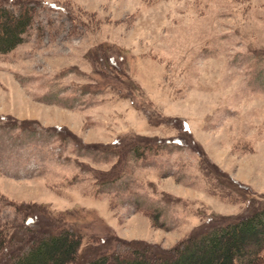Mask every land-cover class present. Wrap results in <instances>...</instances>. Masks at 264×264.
<instances>
[{
    "label": "rangeland",
    "instance_id": "rangeland-1",
    "mask_svg": "<svg viewBox=\"0 0 264 264\" xmlns=\"http://www.w3.org/2000/svg\"><path fill=\"white\" fill-rule=\"evenodd\" d=\"M0 4L31 14L0 53V219L85 264L264 206V0Z\"/></svg>",
    "mask_w": 264,
    "mask_h": 264
},
{
    "label": "trees",
    "instance_id": "trees-1",
    "mask_svg": "<svg viewBox=\"0 0 264 264\" xmlns=\"http://www.w3.org/2000/svg\"><path fill=\"white\" fill-rule=\"evenodd\" d=\"M30 23L31 14L26 5L15 14L0 4L1 54L11 51L23 41ZM145 214L153 217V224H156L157 214ZM228 220L205 233L181 240L168 251L135 247L129 252L95 256L85 264L260 263L264 259V206L255 207L248 214ZM27 224L29 221L24 219L21 226L15 229L10 221L0 219V264H80L79 234L69 230L52 234H46L45 230L30 231ZM246 242L252 244L251 256L248 258H244L241 250L242 244ZM174 255L179 257L174 258Z\"/></svg>",
    "mask_w": 264,
    "mask_h": 264
}]
</instances>
